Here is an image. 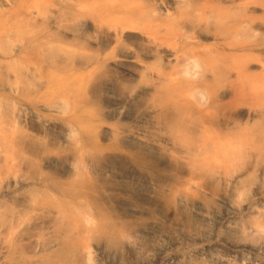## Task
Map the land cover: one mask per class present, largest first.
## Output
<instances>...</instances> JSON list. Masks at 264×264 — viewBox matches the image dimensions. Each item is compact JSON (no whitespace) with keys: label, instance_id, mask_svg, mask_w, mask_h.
I'll list each match as a JSON object with an SVG mask.
<instances>
[{"label":"bare ground","instance_id":"1","mask_svg":"<svg viewBox=\"0 0 264 264\" xmlns=\"http://www.w3.org/2000/svg\"><path fill=\"white\" fill-rule=\"evenodd\" d=\"M7 12L2 264H74L81 239L88 264L94 243L101 264H121L111 258L121 252L264 264L262 203L244 209V223L234 205L208 209L264 154V4L17 0Z\"/></svg>","mask_w":264,"mask_h":264},{"label":"rangeland","instance_id":"2","mask_svg":"<svg viewBox=\"0 0 264 264\" xmlns=\"http://www.w3.org/2000/svg\"><path fill=\"white\" fill-rule=\"evenodd\" d=\"M15 1H17V0H0V23H1L0 29L9 28L8 24H10V22L5 21V19H6L5 16L8 13L7 11L10 9L11 5ZM247 1L250 3V5H258L259 6L260 4H264V0H247ZM2 15H4V16H2ZM12 43H14V41ZM14 44H16V43H14ZM2 95L4 96V93ZM221 112H220L221 114L219 113L220 115L218 116L219 119L216 118V123L218 125H221L224 122V120L226 118L225 115L227 116V114H228L227 111L226 110L224 111L223 109L221 110ZM2 122L5 123V121H2ZM8 130L13 132V131L17 130V127H11V128H8ZM8 150H9L8 148H4V146H2V147L0 146V161H1L0 162V182L8 173H10L13 170V169H5V167H4L5 166V163L3 162V160L5 159L4 155L7 153ZM258 155H259V157H258ZM250 159H251V163L248 162L247 166H248V169H253V172L249 175V174H247L248 169H246L244 172L242 171V172H239L238 174H236V177H237L236 180H238L236 192L234 191V194H232V196H230L229 192H228V199L226 201H224V203H215V201H212V203H210L212 205L208 206V209L210 212L212 211L211 212L212 214H216L224 206L231 204V205H234L237 208H239L240 215L238 216L236 221L244 223L246 221L245 216H244V209L249 204H261L262 203V205L264 206V154L257 152L255 154L251 155V158H249V160ZM105 180L109 181L110 178L107 177ZM218 189H219V191L220 190L222 191L223 186H221ZM164 195H162V197H161L162 198L161 204H163V199L167 200V198H169L168 196H166L168 194H166L165 196ZM84 207L88 213L90 211V214L94 215L93 209L86 206L85 204H84ZM190 208H191V206L187 205L186 207L181 209L184 217L187 218L190 222L188 224L189 226L186 225V228H194V225L196 224L194 222V218L192 215L193 212H191L192 208L191 209ZM164 209H162V211H160L161 214L163 213ZM261 209H262V207H261ZM263 209H264V207H263ZM261 211L264 212V210H261ZM155 214H156V212H155ZM0 221H1L0 238L9 237L11 235V231L4 228V226H3V225H6V220L4 219V217L0 216ZM160 228L168 230L170 228V226L167 223H165L164 226H162ZM200 232L206 234V236L204 237L206 240L205 243L211 245V243L213 241V237L216 236L217 234H219L220 231H218V228L215 229L214 226L211 227V232H213V234H214L213 237L210 236V232H208V231H200ZM83 240L84 239L79 240L76 243L77 247H75L72 250V252L70 253L71 261H73L74 264H84V263L88 264V262L86 261L87 260V255H86L87 252L84 250ZM96 245H97V243L92 244L89 251H88L90 254L89 255V264H101V262L104 263V260H103L104 257H100V255H98V253L96 251ZM27 249H29V248H27ZM112 253H114V252H112ZM125 253L121 252L118 254H114V255H112L111 258H115L117 261L121 262V264H178L180 261L185 263V262H188V261L194 259V255H195L193 252H189V253L185 252L182 254H180V252H173L169 255H165V256L160 257L155 262L149 263V261H146V259L139 258V257L136 258L134 256H131L129 253H126V254ZM244 254H246V256H249V257L252 256L247 252H245ZM28 255H31V254H28ZM99 258L101 259V261L99 260ZM201 261L205 262L206 264H210L208 261V258H204ZM2 263H3V259H0V264H2Z\"/></svg>","mask_w":264,"mask_h":264}]
</instances>
